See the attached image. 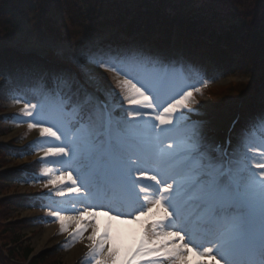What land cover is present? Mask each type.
I'll use <instances>...</instances> for the list:
<instances>
[{
  "label": "rangeland",
  "instance_id": "rangeland-1",
  "mask_svg": "<svg viewBox=\"0 0 264 264\" xmlns=\"http://www.w3.org/2000/svg\"><path fill=\"white\" fill-rule=\"evenodd\" d=\"M52 2L56 7L54 13L50 15L24 13L16 17L11 24H7L0 14V49L14 47L23 51L36 50L42 55L49 52L55 60L62 62L64 58L79 57L103 48L99 46L100 42L105 41L114 28L109 17H92L85 20L78 15L82 13L81 3L75 0H67L68 4L62 2L60 5L55 0ZM235 4H240L241 8H238L237 12H232L236 8ZM196 5L208 9L204 12L208 16L220 12L222 16L231 13L237 18L247 13L250 6L249 0H196ZM258 5L264 11V0H258ZM261 15L264 17V12ZM175 50L177 52L172 55L164 51L160 52L159 56L148 51L145 54L147 57L145 61H135L133 64V61L118 63L119 72L107 71L113 78L97 77L87 86L105 98L112 110H118L116 115L120 121L117 130L122 131L126 137L116 136L115 152L129 159L127 163H120L121 171L128 177L130 187L128 197L121 192L117 193L118 184L115 180L108 183L109 187L107 185L103 187L100 180L96 179L97 176L91 173V170L95 171V165L91 164L90 170L85 169L84 152L93 163L100 142L99 118L97 110L92 106L93 102L83 107L85 113L82 120L78 119L76 125L70 126L68 119L74 115L81 116L83 109L72 110L65 122L64 112L60 107L64 98L61 94L57 96L62 92L59 88L53 87L52 92L55 95H52L49 103L44 99L49 95H46L41 83H38L33 91H17L3 100L0 105L1 116H11L2 126L0 146L22 149L24 145H30V150L34 154L27 156L26 152L22 151L20 157H13L0 148V264H26L24 258L19 256L24 247H29L35 254L45 256L39 264H65L69 252L75 250V255H78L80 246L88 247L93 243V241L85 243L83 240L88 228L93 227L96 230L102 229L97 235V241L105 228L108 229L110 242L105 248L113 247L114 242L123 252L129 248L124 247L121 235L129 234L136 238V243L132 244L135 246L141 235L146 234L149 238H155L163 234V231L179 230L184 221L188 220L187 232L185 234L180 232L183 239H176L175 242L187 243L193 252H202L204 247H214L215 237L211 227L202 228L199 222L201 218L204 222L208 220V203L203 199L207 184V177L201 171L204 161L201 160L199 152L193 151L197 129L207 125L213 140L217 130L226 127L233 115L239 111L242 115L249 113L251 109L260 111L264 107V92L260 93L255 101L248 98L251 90L241 92L244 84L251 83L257 78L259 75L257 72L238 70L234 66L229 70L215 68L211 63L198 62L192 57L186 58L182 51ZM149 60L152 62L149 63ZM131 65L138 69L130 68ZM167 68L168 85L159 92L157 81L159 79L161 81ZM101 70L105 69L98 70L99 76L102 75ZM124 80H130L140 87L141 91H145V95L149 97L148 101L136 97L140 101L139 104L130 102L131 93L121 86ZM186 91L193 94L188 102V108L177 109L171 114L170 124L160 125L155 116ZM193 99L195 103L191 102ZM25 105H28V111L33 113L31 116L25 115ZM33 105L36 107L33 108ZM137 112L140 114L137 115ZM241 117L243 120V116ZM256 121L260 122L256 125L261 127L259 129L263 136L258 137L250 133V137L244 139L239 135L240 132L235 133L237 138L235 144H240L241 153L242 149L247 151L246 155L242 153L245 169H242V172L238 170V178L243 181V190L249 195L256 193L264 197V167L255 165V163L264 165V117L261 119L256 115ZM29 123H35L37 127L30 129ZM40 127L51 128L60 139L47 135L32 139ZM125 139L131 140L132 143L127 142L125 146ZM49 147L73 149L72 162L60 156L45 158L44 150ZM203 150L208 151V146L204 145ZM215 156L219 158V155ZM35 159L40 160L37 163L38 168L34 170L33 175H27L32 172L30 169L33 164H30ZM132 160L140 163L129 171L128 165ZM137 168L143 170V175L136 170ZM154 174L158 179H164L173 185L170 192L164 194L168 200L164 206L170 207L177 217L176 221L174 218L172 228L163 226L153 228V220L161 225L168 224L169 221L160 222L158 217H152L150 214L141 217L142 223L132 219L139 214L136 209L146 210L152 207L151 202L161 195L159 187L164 185L158 186L155 181L147 179ZM18 175L19 177H16ZM56 176H63L64 179L53 187L51 185L45 187L48 181ZM95 203H99L96 208ZM53 210L66 217L81 215V223L85 226L83 233L75 238L70 235L69 229L74 228L75 231V223L62 233L58 219L49 216V212ZM85 210L97 215L87 221L86 215H83ZM117 214H119L117 219L110 218ZM47 229L51 230L52 235L47 237L46 243L52 246L44 245L38 248L44 241ZM12 240H16V245L20 244L18 255L13 254L12 249L16 245ZM193 252L185 256L186 264H216L217 261L223 264V259L215 252L205 256L193 255ZM100 255L98 252L90 251L89 259L77 264H95ZM213 255L215 260L212 258ZM78 257L80 258V255ZM149 257L142 258L140 264ZM250 258H246L243 253L234 259L242 262ZM150 259H155L157 264H172V261L163 255Z\"/></svg>",
  "mask_w": 264,
  "mask_h": 264
},
{
  "label": "snow or ice",
  "instance_id": "snow-or-ice-1",
  "mask_svg": "<svg viewBox=\"0 0 264 264\" xmlns=\"http://www.w3.org/2000/svg\"><path fill=\"white\" fill-rule=\"evenodd\" d=\"M146 59L144 50L135 44L99 48L94 52L85 53L79 57L64 58L63 63L50 72L49 76L55 81L57 88L65 93L66 102L72 104L75 109L82 110L84 106L91 102L87 86L99 76L98 70L100 68L119 72L118 63L145 61ZM148 62L151 63L152 61L149 60ZM121 86L131 93L130 102L139 104L140 101L136 97L142 98L145 102L148 101L149 97L145 95V91H141V88L130 80H124ZM192 95L191 91L184 92L179 99H175L174 102L164 107L163 112L155 116V120L160 125L170 124L171 114L179 108H188V102ZM191 102L195 103L196 101L193 99ZM32 107L35 108L36 106L33 105ZM32 114V112L28 111V105H25V115L31 116ZM139 114L137 112V115ZM28 127L30 129L35 128L37 124L29 123ZM45 135L60 139L51 128L40 127V136L43 137ZM204 145L208 146V151L203 150ZM193 151L199 152L201 160L204 161L201 171L207 177L206 190L204 192V197L208 203L207 223L215 237L214 247H204L202 252H193V249L189 248L187 243L177 244L175 242L176 239H183L177 229L168 231L166 234L157 235L155 238H149L146 234L141 235L135 251L129 248L122 252L120 247L116 246L114 242L113 247L105 248V245L110 242L107 228H105L104 233L97 241L96 228L93 227V234L88 237V240L93 241V243L89 247L93 252L101 254L95 260V264H140L142 258L150 255L154 257L163 255L170 259L172 264H186L185 256L189 252H193V255L198 256L210 255L215 252L221 256L223 264H264V201L261 203L258 218L253 216L232 182L231 167L224 160L223 154L221 157L216 158L215 151H212L211 133L207 125L197 129ZM49 156L66 157L68 162H72L74 151L65 147H49L44 150V157L47 158ZM138 163L140 162L136 160L130 161L128 165L129 171L136 168ZM136 170L143 175L142 169L137 168ZM62 179H64L63 176H56L50 179L45 187L56 185ZM147 179L155 181L158 186L164 185L159 187L161 195L151 202L152 207H148L146 210L136 209L139 214L133 216L132 219L137 223H142L141 217L150 214L152 217H158L160 222H171L175 218L176 213L172 212L170 207L164 206L168 203L164 194L169 193L173 185L168 184L164 179H158L155 174L148 176ZM133 182L135 183V181ZM73 184H75V181H73ZM58 194L63 195V193ZM83 215L94 217L97 213L85 210ZM118 215L110 218L117 219ZM49 216L58 219L62 233L68 230V222L73 221L76 225L75 231L70 233L73 238L80 236L85 230V226L81 223V215L66 217L53 210L49 212ZM152 226L153 228L158 226L168 227L166 224H158L156 220H153ZM257 234L259 238V261H236L234 259L236 256L247 252L252 247ZM212 258L215 260V255ZM143 264H157V262L155 259H150L144 261ZM216 264H219V261Z\"/></svg>",
  "mask_w": 264,
  "mask_h": 264
},
{
  "label": "trees",
  "instance_id": "trees-1",
  "mask_svg": "<svg viewBox=\"0 0 264 264\" xmlns=\"http://www.w3.org/2000/svg\"><path fill=\"white\" fill-rule=\"evenodd\" d=\"M52 1L0 0V14L7 24L24 13L50 15L56 7ZM55 1L58 5L62 2L68 4L67 0ZM75 1L81 3L82 11L88 10L85 18L109 17L114 26L111 37L118 39L120 45L135 44L141 48L150 46L162 50L173 43V37L177 49L212 62L218 68L234 66L238 70L257 72V78L243 85L241 92H255L264 81V17L261 15L264 11L259 7L258 0H249L248 11L240 18L231 13L222 16L220 12L208 16L204 13L208 9L197 6L196 0ZM234 7L232 12H237L241 5L235 4ZM42 66L50 71L58 68L54 64L21 55L13 49H0V73L7 71L11 78L8 86L0 88V100L7 90L26 86ZM2 126L3 117H0V133ZM4 152L13 157L19 154L18 151L8 149ZM36 168L37 165L31 167L33 170ZM12 241L16 244L19 242L18 239L17 242ZM17 247L12 249L14 255L20 252ZM21 253L19 256L27 259L31 249L24 247ZM44 258L41 256L32 264H39Z\"/></svg>",
  "mask_w": 264,
  "mask_h": 264
},
{
  "label": "bare ground",
  "instance_id": "bare-ground-1",
  "mask_svg": "<svg viewBox=\"0 0 264 264\" xmlns=\"http://www.w3.org/2000/svg\"><path fill=\"white\" fill-rule=\"evenodd\" d=\"M190 118H193V117H190ZM229 123H228V125H229ZM36 136H40V132H37L36 134L33 135V137H36ZM51 146H55V144L54 145L51 144ZM234 148L232 149L233 167L236 168V167L245 166V164L243 162V159L241 158V156H243V155L241 154V152L239 150L240 146L238 145V148H236L235 150H234ZM91 218L92 217H88V216L85 217V219L87 221L91 220ZM186 221H188V220H186ZM186 221H184V223L182 224L181 228L179 229L180 232L183 233V234H185L187 232L186 231V228H187V226H186L187 222ZM200 223L203 224V219L200 220ZM73 224H74V222H70L69 221L68 222V227H71ZM166 225H168L167 228H170V227L172 228V226L174 227V225H172L170 223L166 224ZM207 226H208V224H207ZM75 227H76V225H75ZM175 228H177V227H175ZM101 231H102V229H100V228H98L96 230V238H97V235H99ZM162 233L166 234L167 232L163 231ZM92 234H93V228H88V231L83 236V240H84L85 243L89 241L88 237L90 235H92ZM51 235H52L51 230L47 229L45 231V233H44V241H43V243L39 244L38 248L43 247L44 245H48L49 247H51L52 246L51 244H47L46 243L47 237H50ZM121 239L123 240L125 246H127V247L131 246L133 240H132V238L130 236H128V234L122 235ZM78 251L80 252V253L78 252L79 253L78 255H75V252H76L75 250L69 252V255H68V257H67V259L65 261V264H74L75 262H77V261L79 262L80 260L82 262H85L87 259H89V254H90V251H92V249L89 246L88 247L80 246L78 248ZM79 255H80V258L78 257ZM249 255H250L249 254V250L244 253V256L246 258H249Z\"/></svg>",
  "mask_w": 264,
  "mask_h": 264
}]
</instances>
